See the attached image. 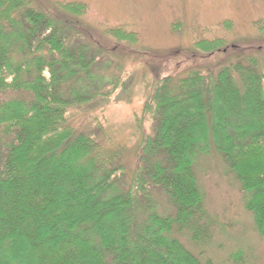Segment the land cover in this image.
Masks as SVG:
<instances>
[{
	"label": "trees",
	"instance_id": "obj_1",
	"mask_svg": "<svg viewBox=\"0 0 264 264\" xmlns=\"http://www.w3.org/2000/svg\"><path fill=\"white\" fill-rule=\"evenodd\" d=\"M87 12L0 0V196L11 201L0 202V264H215L185 244L211 235L197 164L212 148L264 235V45L198 41L192 58L210 64L156 76L127 162L95 109L120 87L122 45L138 36L118 26L96 40ZM83 109L92 126L79 129Z\"/></svg>",
	"mask_w": 264,
	"mask_h": 264
},
{
	"label": "rangeland",
	"instance_id": "obj_2",
	"mask_svg": "<svg viewBox=\"0 0 264 264\" xmlns=\"http://www.w3.org/2000/svg\"><path fill=\"white\" fill-rule=\"evenodd\" d=\"M50 1L86 4L88 12L84 25L96 40L106 28L118 26H124L138 36V43L131 46L138 50V54L129 52V44L122 45L125 51L122 49L124 52L120 58V87L111 95L103 115L95 109L100 120L106 124L107 136L112 144L126 150L127 162L133 159L132 149L141 134L137 125L148 95V84L153 83L156 76L176 77L184 74L189 67L209 63L192 58V54L198 53L194 47L198 41L219 38L224 39L228 46L264 45V32L258 30L259 22L264 23V0ZM228 54L234 60L238 52ZM111 58L115 57L111 55ZM84 110L76 111L74 119L72 116L73 124L79 129L92 126ZM144 130L149 132L150 123H145ZM248 150L247 154L244 153L245 157L249 156L252 147ZM211 151L197 164L206 212L213 220L211 235L200 247L189 242L185 244L202 260L211 259L215 264H264V235L258 232L253 215L245 208L246 195L215 148ZM160 194L155 192L154 196L162 209L167 206ZM83 199H75V210L76 207L83 209ZM0 202L11 203L4 195L0 196ZM27 249L29 252V247ZM235 256L239 258L234 259Z\"/></svg>",
	"mask_w": 264,
	"mask_h": 264
}]
</instances>
